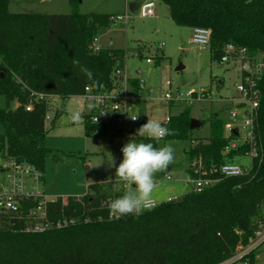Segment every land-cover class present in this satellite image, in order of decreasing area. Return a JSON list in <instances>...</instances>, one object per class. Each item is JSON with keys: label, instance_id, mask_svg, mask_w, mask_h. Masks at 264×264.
I'll return each instance as SVG.
<instances>
[{"label": "trees", "instance_id": "16d2710c", "mask_svg": "<svg viewBox=\"0 0 264 264\" xmlns=\"http://www.w3.org/2000/svg\"><path fill=\"white\" fill-rule=\"evenodd\" d=\"M69 1L70 13L43 14L11 12L10 0H0V71L4 74L0 76V95L6 98V107L0 109V125L4 128L0 133V155L6 160L31 163L43 174L46 161L55 153L46 142L50 105L46 100L34 101L33 93L66 98L83 96L86 86L94 91L102 87L111 89L113 71L125 68L123 49L102 48L97 53L91 49L100 31L113 25L115 15L84 14L79 11L77 0ZM156 1L169 7L176 25L210 29L209 50L217 61L227 44L264 55V0ZM74 59L93 72L94 80L87 79L73 65ZM94 81H99V85ZM133 87L139 93L138 80L133 79ZM259 88L257 129L262 149L249 175L221 179L200 192L189 191L175 201L144 210L139 216L117 218H110L103 200L111 202L122 196V192H107L100 184L90 185V193L85 196L51 204L54 214L73 217L74 224L27 233L22 231L20 223L0 219V264H216L222 261L239 240L236 230L246 229L264 204V72ZM13 102L17 103L15 109L10 108ZM31 102L33 109L27 110ZM91 116V112L85 115L87 136H123V132L111 134L105 126L93 123ZM190 120L189 107L180 114L170 115L169 121L161 124L178 134L164 138L191 140L186 151L189 162L202 156L206 167L223 163V149L228 143L224 120L219 114L212 115L207 140L194 138ZM146 122L143 120V124ZM135 139L156 144V140L146 137Z\"/></svg>", "mask_w": 264, "mask_h": 264}, {"label": "rangeland", "instance_id": "374dc122", "mask_svg": "<svg viewBox=\"0 0 264 264\" xmlns=\"http://www.w3.org/2000/svg\"><path fill=\"white\" fill-rule=\"evenodd\" d=\"M131 1L77 0V4L84 14L127 15L124 21L114 22L110 28L101 30L96 43L103 48L123 49L126 52L124 69L127 77L121 84L130 98L138 97L130 108L132 113L146 117V121L151 119L163 123L170 115L180 114L185 107H190L192 118L205 122L195 129L194 138L207 140L212 115L217 113L224 121L232 122L226 106L229 104L228 97L235 95V73L212 58L209 49H201L193 43L192 28L176 25L165 3L155 0V15L143 17L140 13H132L129 8L125 9L126 3ZM9 9L11 12L43 14H68L72 10L69 0H10ZM148 58L153 62L149 63ZM133 79L144 80L146 88L136 93ZM147 89H156L160 92L159 97ZM176 90L209 91L212 100L170 104L160 98L164 92ZM46 101L50 105V118L46 119V142L55 150L54 156L46 161L43 174L46 192L56 197L80 196L89 190V185L100 184L105 191L106 188L112 191L118 186L117 190L124 194L127 185L115 177V167L123 159L122 147L130 139L137 141L135 138L139 136L136 133L140 127H133L121 137L87 136L84 130L85 115L90 113L92 104L83 96H52ZM5 107L6 98L0 95V109ZM16 107V102L10 106L11 109ZM57 110H60L58 117ZM73 112L82 114L80 122L69 119ZM3 132L4 128L0 125V133ZM169 141L173 142L175 158L168 169L156 174L157 187L152 198L159 201L167 197H182L191 191V185L186 181L189 166L186 151L192 142L163 138L156 141L155 146L162 147ZM111 161H114L112 166ZM235 162L248 166L251 159L248 156L237 157ZM5 163L6 159L0 155V180L3 179L1 167ZM166 174H170L172 179L168 180ZM104 179L118 180V185L103 183Z\"/></svg>", "mask_w": 264, "mask_h": 264}, {"label": "built area", "instance_id": "2783aa9c", "mask_svg": "<svg viewBox=\"0 0 264 264\" xmlns=\"http://www.w3.org/2000/svg\"><path fill=\"white\" fill-rule=\"evenodd\" d=\"M154 1H144L138 13L143 17L153 16L156 6ZM126 17V14L116 15L112 17V21H124ZM97 38L91 45V49L95 53L102 49L96 43ZM192 42L201 49H209L211 30L205 27H195ZM263 57V53L251 54L245 47L240 48L234 44L225 46L224 53L218 63L230 68L235 73L237 81L235 95L227 99L230 104L228 112L232 122H224L225 136L228 139V143L223 149L224 162L206 167L202 156L190 160L186 181L191 185V191L200 192L221 179L243 177L252 172L254 161L259 157L262 149L257 120L261 102L259 83L264 72ZM147 61L153 62L150 58ZM126 77L125 69L116 68L112 73L114 87L111 89L102 87L98 91H94L91 86H86L83 94V97L92 104L90 121L105 126L111 133L123 132L124 135L133 127L142 125L141 117L132 113L130 109L136 97L130 98L123 85L120 84ZM139 87L140 90L146 88L144 80H139ZM147 90L156 97L160 95L156 89ZM33 94L36 102L52 97L44 93ZM160 98L169 102L185 103L212 100L209 91L196 92L192 90L187 92L168 91L164 92ZM26 109L32 110L33 103L27 104ZM134 116H138L135 121L131 119ZM48 118H50L49 115L46 119ZM168 121L169 117L165 122ZM244 156L250 157V165L246 166L235 162L237 157ZM1 170L3 179L0 180V219L20 223L23 226V232L40 233L74 224L75 218H68L64 214H54L51 204L60 199L65 203L70 197L80 198L90 193L88 190L80 196H51L46 192L43 173L28 162L9 159L6 160ZM166 178L170 180L172 176L166 174ZM103 183H114L117 186L118 180L104 179ZM117 189L119 190L118 186ZM117 189L112 191H118ZM106 191L112 192L109 188H106ZM177 199V197H167L164 201H159L152 198L150 206L145 210ZM109 203V199L103 200L104 206L108 207ZM110 218L117 217L110 216ZM12 223L14 224V222ZM236 233L239 240L234 249L226 258L216 264H264V204L260 214L250 220L248 227L238 229Z\"/></svg>", "mask_w": 264, "mask_h": 264}, {"label": "clouds", "instance_id": "9594fccd", "mask_svg": "<svg viewBox=\"0 0 264 264\" xmlns=\"http://www.w3.org/2000/svg\"><path fill=\"white\" fill-rule=\"evenodd\" d=\"M72 63L80 68L87 79L94 80L93 72L81 67L78 59H74ZM94 82L99 85V81ZM137 117L134 116L131 119L135 121ZM69 119L73 122H80L82 114L80 112L70 113ZM177 134L175 130H170L162 126L159 121L151 119L141 125L136 133L139 137L156 141L165 136ZM121 151L123 159L115 167V177L126 184L127 189L122 196L108 204L109 214L115 217L129 214L139 216L151 204L153 192L157 187L156 174L165 171L173 163L175 148L172 141L162 147H156L153 143L137 142L130 139ZM112 165H114V161L110 162V166Z\"/></svg>", "mask_w": 264, "mask_h": 264}, {"label": "water", "instance_id": "95a60500", "mask_svg": "<svg viewBox=\"0 0 264 264\" xmlns=\"http://www.w3.org/2000/svg\"><path fill=\"white\" fill-rule=\"evenodd\" d=\"M144 1L145 0H133V1H131L129 3V10L132 13H138L139 8ZM0 76L1 77L4 76L3 72L0 73ZM202 125H203V121L198 120L196 118H191V120H190V128L191 129H193V130L198 129V128L202 127Z\"/></svg>", "mask_w": 264, "mask_h": 264}, {"label": "crops", "instance_id": "0c3cea01", "mask_svg": "<svg viewBox=\"0 0 264 264\" xmlns=\"http://www.w3.org/2000/svg\"><path fill=\"white\" fill-rule=\"evenodd\" d=\"M40 1H43V2H45V0H40ZM48 1H51V0H48ZM162 3V2H161ZM126 8H129V3L127 4L126 3V5H125V9ZM169 8V7H168ZM127 10V9H126ZM169 14H170V11H169ZM155 15V14H154ZM192 30H193V28H192ZM193 34V33H192ZM101 47V46H100ZM101 48H103V47H101ZM138 74H141V71H138ZM138 81L140 80V79H137ZM122 82V81H121ZM121 82H120V84H121ZM121 85H123V84H121ZM123 87H124V85H123ZM149 92V91H148ZM136 98L134 99V102L132 103V105L135 103V101H138V97L137 96H135ZM203 101V100H202ZM170 104H174L173 102L172 103H170ZM230 106V104H228V106H226V109H227V111H228V107ZM190 108V107H189ZM131 112H132V110H131ZM190 112H191V109H190ZM217 114V113H216ZM141 117V119H142V124H143V120H146L145 118L146 117H142V116H140ZM191 118H192V115H191ZM200 120V119H199ZM225 122V121H224ZM203 124H204V121H203ZM140 126V125H139ZM84 130H85V125H84ZM169 170H170V168H169ZM186 174H187V171H186ZM90 186V185H89ZM178 198H180V197H178Z\"/></svg>", "mask_w": 264, "mask_h": 264}]
</instances>
